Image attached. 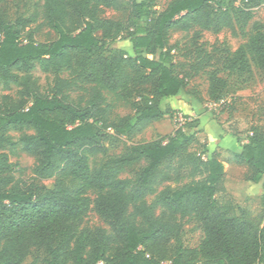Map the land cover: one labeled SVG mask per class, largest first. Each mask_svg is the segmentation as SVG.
<instances>
[{
  "label": "trees",
  "instance_id": "trees-1",
  "mask_svg": "<svg viewBox=\"0 0 264 264\" xmlns=\"http://www.w3.org/2000/svg\"><path fill=\"white\" fill-rule=\"evenodd\" d=\"M41 1L43 24L57 35L48 43L35 42L27 19L5 21L8 0H0V84L16 89L0 98V149L3 130H32L14 144L34 157V178L53 180L45 188L15 179L14 164L0 150V264H23L32 249L44 252V264H264V226L237 214L231 201L217 204L224 166L195 132L177 129L120 154L108 148L162 120L161 101L196 98L176 74L171 31L219 34L251 20V9L264 0H171L162 10L156 0ZM127 5V26L102 17ZM124 32L133 56L110 49ZM221 64L239 77L252 75L251 64L264 73V30L253 25L246 44L226 49ZM144 87L149 92L132 116L114 114L113 100ZM226 88L209 74L210 100L221 101ZM232 160L245 164L246 180L264 192V131L253 129ZM129 168L137 172L123 176ZM90 211L110 229L81 227ZM184 219L203 232L197 248L182 244Z\"/></svg>",
  "mask_w": 264,
  "mask_h": 264
},
{
  "label": "rangeland",
  "instance_id": "rangeland-1",
  "mask_svg": "<svg viewBox=\"0 0 264 264\" xmlns=\"http://www.w3.org/2000/svg\"><path fill=\"white\" fill-rule=\"evenodd\" d=\"M171 0H156L155 9L162 10ZM238 3H236L237 5ZM252 18L245 24H234L219 34L208 31H199L193 28L189 33L171 31L168 39V49L173 55L176 74L185 78L187 90L192 91L196 98L185 94L178 98L166 99L160 102L159 107L166 115L162 120L152 123L133 139L127 141L124 137L115 138L109 145L110 154H120L140 141L150 142L158 136L173 134L177 129L191 132V125L200 124L202 117H206L208 125L197 131L196 135L201 143L208 147V156L215 155L223 163L225 175L218 185L215 196L218 205L231 201L236 206L237 214L244 213L247 217L264 226V192L261 183L248 182L249 170L245 164H236L232 160L230 150L216 148L210 145L209 134L215 129L217 135L227 141L236 139L246 141L251 131H264V73L259 72L251 64V76H237L224 70L221 58L228 49L234 52L248 41L252 33V26L258 25L264 30V5L251 9ZM3 19L7 22L17 18L29 21L28 29L34 31V40L37 43H48L56 39V33L46 27L42 20L41 0H8L2 9ZM102 17L117 20L127 26L129 5L123 12L104 10ZM111 51H121L133 56L131 43L127 32H124L110 47ZM215 72L218 77L227 82L223 99L225 103L219 105L208 97L209 74ZM33 74L39 79L42 91H45V76L34 68ZM16 89L5 90L0 84V98L3 95L14 97ZM149 92V87L136 89L124 98L113 100L114 114L119 117L132 116L133 105L139 96ZM77 93H73L75 97ZM26 128L10 127L2 131L6 141L2 152H5L9 161L14 164L13 176L26 183H33L39 187L52 188L53 180H38L34 178L31 169L35 163L34 157L25 153L18 142L24 134H32ZM202 134V135H200ZM91 165L95 162L91 160ZM137 172V168H129L123 176H130ZM92 199V195H89ZM181 224V241L184 247L197 248L203 239L200 226L193 219H184ZM81 227L91 229L101 228L109 230L105 219L90 211L84 218ZM46 255L41 250L32 249L23 264H44Z\"/></svg>",
  "mask_w": 264,
  "mask_h": 264
},
{
  "label": "crops",
  "instance_id": "crops-1",
  "mask_svg": "<svg viewBox=\"0 0 264 264\" xmlns=\"http://www.w3.org/2000/svg\"><path fill=\"white\" fill-rule=\"evenodd\" d=\"M208 123V120L206 117H202V121L200 122V126L199 129H201L202 127H204V130L205 128L207 127V124ZM193 128L192 129V132H195L196 135H199V132L197 131V128ZM212 132L209 134V142H210V145L209 146H212V144H214L213 146H216V148H224L226 150H230V153H234V152H237L240 150V146L241 144H244L246 141H237L236 139H232L231 141H227L226 138H222V137H219L215 131V129H212L211 130ZM202 135V134H200ZM210 148V147H208Z\"/></svg>",
  "mask_w": 264,
  "mask_h": 264
},
{
  "label": "built area",
  "instance_id": "built-area-1",
  "mask_svg": "<svg viewBox=\"0 0 264 264\" xmlns=\"http://www.w3.org/2000/svg\"><path fill=\"white\" fill-rule=\"evenodd\" d=\"M224 103H225L224 100H221V101L218 102L219 105H223Z\"/></svg>",
  "mask_w": 264,
  "mask_h": 264
}]
</instances>
